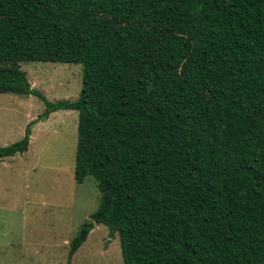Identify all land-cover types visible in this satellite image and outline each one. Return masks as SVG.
Here are the masks:
<instances>
[{
    "label": "trees",
    "instance_id": "16d2710c",
    "mask_svg": "<svg viewBox=\"0 0 264 264\" xmlns=\"http://www.w3.org/2000/svg\"><path fill=\"white\" fill-rule=\"evenodd\" d=\"M34 62L81 64L79 98L49 101ZM0 94L45 105L0 162L79 112L74 179L123 264H264V0H0Z\"/></svg>",
    "mask_w": 264,
    "mask_h": 264
},
{
    "label": "rangeland",
    "instance_id": "374dc122",
    "mask_svg": "<svg viewBox=\"0 0 264 264\" xmlns=\"http://www.w3.org/2000/svg\"><path fill=\"white\" fill-rule=\"evenodd\" d=\"M34 89L51 102L76 101L83 66L24 63ZM45 110L35 96L0 94V147L22 140L29 123ZM79 112L61 110L32 130L29 150L0 162V264H123L118 235L95 224L69 261V243L94 222L97 183L75 182Z\"/></svg>",
    "mask_w": 264,
    "mask_h": 264
},
{
    "label": "water",
    "instance_id": "95a60500",
    "mask_svg": "<svg viewBox=\"0 0 264 264\" xmlns=\"http://www.w3.org/2000/svg\"><path fill=\"white\" fill-rule=\"evenodd\" d=\"M95 224H96V223L93 222V223L91 224V226H94Z\"/></svg>",
    "mask_w": 264,
    "mask_h": 264
},
{
    "label": "crops",
    "instance_id": "0c3cea01",
    "mask_svg": "<svg viewBox=\"0 0 264 264\" xmlns=\"http://www.w3.org/2000/svg\"><path fill=\"white\" fill-rule=\"evenodd\" d=\"M7 159V158H6Z\"/></svg>",
    "mask_w": 264,
    "mask_h": 264
}]
</instances>
